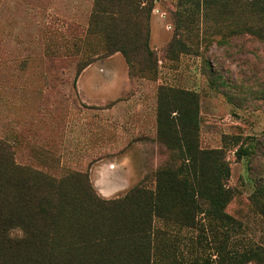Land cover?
I'll use <instances>...</instances> for the list:
<instances>
[{"label": "rangeland", "instance_id": "obj_1", "mask_svg": "<svg viewBox=\"0 0 264 264\" xmlns=\"http://www.w3.org/2000/svg\"><path fill=\"white\" fill-rule=\"evenodd\" d=\"M181 2H155L150 80L130 77L121 54L97 58L103 40L88 33L95 0H0V139L30 171L59 182L88 174L98 196L114 200L140 184L154 189L174 156L157 136L159 89L198 93L200 147L226 153L235 223L202 214L187 228L155 218L153 264H235L236 254L264 252V42L232 33L235 7H204L193 52L164 56ZM240 149L251 154L238 159Z\"/></svg>", "mask_w": 264, "mask_h": 264}, {"label": "trees", "instance_id": "obj_2", "mask_svg": "<svg viewBox=\"0 0 264 264\" xmlns=\"http://www.w3.org/2000/svg\"><path fill=\"white\" fill-rule=\"evenodd\" d=\"M156 1L95 0L88 33L103 40L104 55L97 58L121 54L130 77L157 80L159 60L150 45ZM183 4L164 56L193 52L192 25L204 7H235L239 15L232 33L264 42V0H182ZM97 58L83 61L79 75ZM157 123L158 140L174 156L154 175V189L140 184L114 200L101 199L88 174L72 173L59 182L30 171L0 139V264H153L155 218L187 228H197L202 214L217 223H235L226 213L234 198L227 187L231 168L226 153L200 147L199 94L161 87ZM236 154L242 159L251 153L240 149ZM234 258L235 264H264L260 249Z\"/></svg>", "mask_w": 264, "mask_h": 264}]
</instances>
